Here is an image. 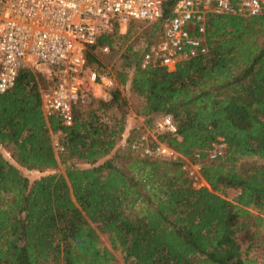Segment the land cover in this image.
I'll return each mask as SVG.
<instances>
[{"label":"trees","instance_id":"16d2710c","mask_svg":"<svg viewBox=\"0 0 264 264\" xmlns=\"http://www.w3.org/2000/svg\"><path fill=\"white\" fill-rule=\"evenodd\" d=\"M128 36L116 23L86 49L88 64L111 65L117 83L109 100L75 107L69 126L44 114L45 68H21L0 92V264H116L100 232L126 264H259L237 233L264 230V12L210 13L208 50L174 68L145 62L149 46H125ZM164 114L178 134L158 139L182 158L133 147ZM220 138L225 153L211 159ZM195 162L206 184L194 185Z\"/></svg>","mask_w":264,"mask_h":264},{"label":"built area","instance_id":"2783aa9c","mask_svg":"<svg viewBox=\"0 0 264 264\" xmlns=\"http://www.w3.org/2000/svg\"><path fill=\"white\" fill-rule=\"evenodd\" d=\"M169 0H0V92L16 82L23 67L45 68L53 82L42 91L46 117L59 115L64 125L74 122V109L88 102L98 90L105 100L117 79L111 66L88 64L86 49L101 33H111L116 23L130 19L153 21L166 17L160 41L149 45L144 61H158L174 68L181 59L208 50L206 32L210 13L256 15L264 0H178L171 16H164ZM110 50L102 46V52ZM178 134L171 114L158 118L141 133L133 147L142 155L178 159L184 155L158 133ZM57 154L63 144L54 137ZM223 139L208 149L211 159L225 153ZM198 150L196 155L199 156ZM201 175V164H191ZM190 170V167H189Z\"/></svg>","mask_w":264,"mask_h":264},{"label":"rangeland","instance_id":"374dc122","mask_svg":"<svg viewBox=\"0 0 264 264\" xmlns=\"http://www.w3.org/2000/svg\"><path fill=\"white\" fill-rule=\"evenodd\" d=\"M166 17L156 19L153 21L148 20H141V19H130L126 22H120L119 24V31L121 33L128 32V40L126 41V45L133 46L134 49H141L145 50L149 45L158 42L161 40L163 35V28H164V22ZM101 58L103 59V54H99ZM95 65V64H94ZM109 65L104 63V66ZM111 66V65H109ZM45 71V70H44ZM46 72V71H45ZM94 98H101V91L98 90V93L96 95H91V97ZM90 97V98H91ZM90 99L88 100V102ZM88 102L81 104L80 106H85ZM108 110V109H107ZM106 110V111H107ZM104 111V113L106 112ZM135 116V115H134ZM138 124H141L142 121L138 118L137 119ZM153 126H145L144 131H147L148 129H152ZM55 138H57L56 135H54ZM191 169H193L192 165H190L189 173L194 179V185L200 186L203 184H206V181L202 176L197 175V172L191 173ZM39 172L38 171H32L30 172L31 175L35 176ZM228 198L233 199L236 195V191L234 189H228L227 192H225ZM252 229H244L238 231V238L242 242L243 246L247 249H249L250 256L253 258H256L258 260L259 264H264V230L260 231V235L255 238H248L249 232ZM101 240H102V246L109 247L115 254V263L116 264H126L123 258V254L120 250L114 249L111 246L109 235L105 232H100ZM251 243L250 246L248 244Z\"/></svg>","mask_w":264,"mask_h":264}]
</instances>
